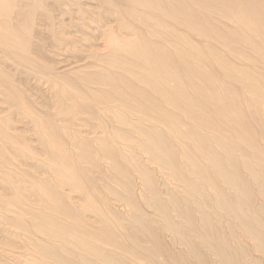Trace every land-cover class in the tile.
<instances>
[{
  "label": "bare ground",
  "instance_id": "obj_1",
  "mask_svg": "<svg viewBox=\"0 0 264 264\" xmlns=\"http://www.w3.org/2000/svg\"><path fill=\"white\" fill-rule=\"evenodd\" d=\"M167 232L263 264L264 0H0V264H170Z\"/></svg>",
  "mask_w": 264,
  "mask_h": 264
},
{
  "label": "rangeland",
  "instance_id": "obj_2",
  "mask_svg": "<svg viewBox=\"0 0 264 264\" xmlns=\"http://www.w3.org/2000/svg\"><path fill=\"white\" fill-rule=\"evenodd\" d=\"M145 208H146V210L144 208L142 210V208H141V210L143 211V214H139V217H137L135 220H134L135 216L129 218L128 216L127 217H124V215H123L122 221L124 220V222L126 223L127 226L130 225L132 227V228H130V227L129 228L131 230H133V231H128V232H131V235L134 238H136V236H137V237H143L145 239L144 240L145 242H143L142 245H143L144 248H148V247H150L151 244L149 243V239H148L147 233L145 231H143L141 228L137 227V225L135 224L137 222V220H139L140 218H141V220L144 219L145 221L142 220L143 222H145V226L144 227L145 228H150L151 227V230L153 231V233L155 235H157L158 237H159V234H162L161 231L158 230V228L159 227L166 226V223L169 222V221L168 220H164V219L158 217L159 214H157V213H156L157 216H153V214L151 212L152 210L148 209L147 207H145ZM120 215H121V213H120ZM146 216H148V217H151L152 216V217L147 219ZM177 223H179V222L177 221ZM170 226H171V224H170ZM172 229H173V227H172ZM166 234L168 236H167V238L163 239V243L161 244L162 245V249L165 251L163 255H164L165 259H167L166 262L167 263H170V264H176V261H180L177 264H179V263L180 264H183L181 262L184 261V258H187L189 256V254H188V251L189 250L187 248V244L185 245V248L184 247H181V246H173L172 243H171L172 240H170L171 233L170 232H167ZM173 236H175V235H173ZM248 247L250 248V246H248ZM176 251L180 252L182 256H178L177 257L178 258L177 260L176 259L173 260L169 256L171 255L172 252H176ZM186 261H188V259ZM189 261L192 264H199L193 258L191 260H189ZM262 262L264 264V259H262ZM240 264H243V263H240Z\"/></svg>",
  "mask_w": 264,
  "mask_h": 264
}]
</instances>
